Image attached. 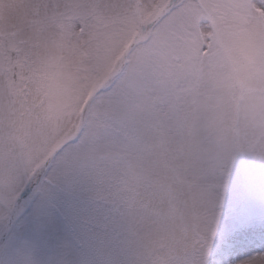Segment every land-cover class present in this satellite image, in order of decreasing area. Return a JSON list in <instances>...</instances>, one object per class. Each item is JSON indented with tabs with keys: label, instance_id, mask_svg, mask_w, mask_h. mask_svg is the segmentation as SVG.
Returning a JSON list of instances; mask_svg holds the SVG:
<instances>
[{
	"label": "snow or ice",
	"instance_id": "6c2138e0",
	"mask_svg": "<svg viewBox=\"0 0 264 264\" xmlns=\"http://www.w3.org/2000/svg\"><path fill=\"white\" fill-rule=\"evenodd\" d=\"M0 264H264V0H0Z\"/></svg>",
	"mask_w": 264,
	"mask_h": 264
}]
</instances>
